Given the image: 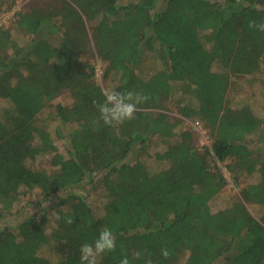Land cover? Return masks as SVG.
I'll use <instances>...</instances> for the list:
<instances>
[{"label":"trees","instance_id":"16d2710c","mask_svg":"<svg viewBox=\"0 0 264 264\" xmlns=\"http://www.w3.org/2000/svg\"><path fill=\"white\" fill-rule=\"evenodd\" d=\"M15 4L0 0V11ZM158 4L57 1L16 15L22 41L0 26V222L25 215L14 211L22 192L37 191L43 201L62 194L53 209L0 226V264H80L81 245L94 243L103 227L113 232L116 248L97 264H120L125 256L132 264L145 257L153 264H264V216L257 220L245 203L264 207V148L247 142L256 133L264 137V119L247 103L236 109L227 103L233 81L257 74L264 63V33L249 27L264 22L258 10L264 0ZM92 48L116 83L112 90L147 97L133 119L94 123L102 87L94 65L79 61ZM150 51L160 67L143 78ZM260 86L264 99V79ZM65 91L72 105L58 106L55 129L66 142L63 155L39 118ZM174 101L183 118L210 132L211 148L194 146L191 130L178 134L180 122L167 113ZM156 137L177 140L157 155L165 166L149 171L139 153ZM48 154L57 167L52 173L34 167ZM217 161H230L237 187L243 176L260 179L215 212L211 202L227 186ZM85 185L104 191L101 217L78 193ZM136 251L141 259H133Z\"/></svg>","mask_w":264,"mask_h":264},{"label":"rangeland","instance_id":"374dc122","mask_svg":"<svg viewBox=\"0 0 264 264\" xmlns=\"http://www.w3.org/2000/svg\"><path fill=\"white\" fill-rule=\"evenodd\" d=\"M57 1L61 0H15L16 4L13 9H2L0 11V26L11 30L15 37L19 41H22V37L18 35L19 32L16 30L15 26L16 15L20 12H29L30 10L35 8L45 9ZM166 1L168 0H159L158 8H162ZM89 33L92 36V30H90ZM24 38L28 39L26 37ZM79 61L82 63L89 62L94 65L96 72V81L102 87V89H113L116 83H114L111 78L109 79L106 77L107 65L99 58L94 48H92L87 54L81 57ZM159 67L160 61L158 60L154 52H146L143 67L140 69V76L143 78H149ZM263 79L264 63L262 64L260 72H258L257 74L235 79L227 97L228 105L236 109L247 103L252 106L258 117L264 119V99L260 86ZM0 105L3 106L4 104L0 102ZM71 105V96L69 92L65 91L59 98H57L48 107H46L39 118L42 122L41 125L47 126L51 134L55 136L56 146L59 149V153L63 155H65L66 153V142L63 138H60L59 136L56 137L55 130L59 124V120L57 117V108L58 106ZM167 113L173 119L180 122V125L177 129L178 134L182 130H191L193 133L192 143L194 146L198 148H211L212 140L210 132L204 127L202 123V126L197 127L195 126V123L197 122L196 120L183 118L178 112V106L175 101L174 103L167 105ZM60 129L62 133H66L63 126H61ZM176 140L177 138L172 139L167 143L157 137L153 138L146 151H142L139 153V158L144 162V164H146V168L149 171L151 169H158L159 167L165 166V162L159 160L157 155L164 154L168 150L169 145L174 144ZM263 140L264 137H262L260 133H256L248 137L247 142L252 149L259 150L260 148H264ZM229 163L230 161L227 163H221L217 161L218 166L220 167L224 177L227 180V186L211 202V208L215 212L225 209L232 205L234 202L241 200L242 189L247 187L248 185L257 183L260 179L259 173H254L251 176H243L240 182V187H237L233 175L227 168V164ZM34 167L44 170L47 173H52L53 171L57 170V167H55L53 156L49 154L44 155L36 160L34 162ZM96 179H98V177ZM78 193L87 198L88 202L91 204L98 217H101L103 215L104 191L101 187L92 188L91 185H85L79 188ZM61 198L62 194L43 201L41 200V197L39 196V193L37 191H35L32 195H26L24 192H22V195L18 203L16 204V209H14V211H21V213L25 212V215H23L20 219V215H18L15 219L11 214L9 215V217L1 220L0 226H13L16 221L18 222L21 221V219H24L27 213L35 214L43 210L44 208L53 209V206L57 204ZM245 203L251 214L260 221L264 216V207L258 203ZM41 254L46 257H49L51 255V253L48 251H42ZM51 259L53 260V258Z\"/></svg>","mask_w":264,"mask_h":264},{"label":"clouds","instance_id":"9594fccd","mask_svg":"<svg viewBox=\"0 0 264 264\" xmlns=\"http://www.w3.org/2000/svg\"><path fill=\"white\" fill-rule=\"evenodd\" d=\"M258 10L264 11V6H258ZM249 27L255 31L264 33V22L257 23L252 21ZM104 97L102 103L95 104L99 117L94 123L103 122L106 126H115L125 120H131L135 116L137 105L145 102L147 97L133 91L119 92L116 90L101 89ZM68 223H72L71 220ZM116 248V238L108 227L100 230L98 238L94 243H85L80 248V264H97V257L105 252L114 251ZM161 255L167 258L169 255L166 248L161 249ZM142 253L136 251L133 259H141ZM120 264H132L127 256L121 259ZM144 264H153L150 257L144 258Z\"/></svg>","mask_w":264,"mask_h":264},{"label":"built area","instance_id":"2783aa9c","mask_svg":"<svg viewBox=\"0 0 264 264\" xmlns=\"http://www.w3.org/2000/svg\"><path fill=\"white\" fill-rule=\"evenodd\" d=\"M195 126L200 127V126H202V124H201L200 121H197V122L195 123Z\"/></svg>","mask_w":264,"mask_h":264}]
</instances>
